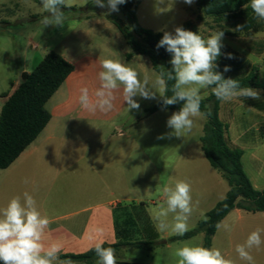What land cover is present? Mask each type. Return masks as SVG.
Segmentation results:
<instances>
[{"label":"crops","instance_id":"1","mask_svg":"<svg viewBox=\"0 0 264 264\" xmlns=\"http://www.w3.org/2000/svg\"><path fill=\"white\" fill-rule=\"evenodd\" d=\"M251 34L241 39L244 43L257 42L259 48L254 50L251 46L243 47L241 55L237 52V56L246 63L264 62V30ZM38 48L36 46L35 51ZM52 51L72 64L74 70L46 103L51 116L46 127L9 167L0 169V207L5 206L11 197L22 195L24 191L32 194L41 213L47 214L51 220L50 239L62 243L60 255L85 254L94 249L95 243L100 239L104 241L103 245H113L120 240L159 242L160 233L151 211L148 208L144 210L143 215L148 219V223H145L144 219L138 218L140 213L135 212L138 204H143L142 201L124 196L122 192L123 167L131 165L136 153L141 151L137 140L119 132L118 144L111 148L105 146L107 128L128 111L127 102L123 101V86L116 92L117 98L111 112L91 113L84 110L78 101L81 87H87L90 93L98 87V73L102 70L100 60L104 58L118 59L132 67L141 80L147 75L150 87L158 72L145 55L127 58L132 47L126 42L116 23L104 14L86 16L71 26ZM235 55L233 52L232 58ZM232 58L219 56L216 60L217 69L220 60L230 68L224 77L238 78L241 74L245 77L254 67L240 71ZM24 72L21 81L12 83L13 91L10 94L29 74L27 70ZM259 75L263 79L264 71L259 69ZM257 90L260 93L259 99L240 97L241 99L230 102L220 101L221 121L225 107L228 110L229 103H239L241 100L246 106L243 115L249 119H258L260 128H264V90ZM157 94L159 100L160 95ZM3 100L5 102L6 98ZM118 101L121 102L117 104ZM166 111L176 112L169 109H159L153 113L147 111L146 119ZM203 116L201 113L193 118L192 130L177 137L181 144L198 134L199 145H175L163 152L149 155L143 152L146 167L154 168V162L160 164L159 159H162L164 185L172 184L177 179L190 182L194 208L189 220L197 218V225L207 212L225 198L229 190L227 181L210 165L202 151L201 137L207 122V119L203 120ZM245 136L232 137L227 127V144L242 151L245 173L256 190H264V134ZM25 178L29 183L23 182ZM162 198L164 201V196ZM225 222L232 225V231L217 228L211 247L220 248L235 264H246L239 259L235 246L244 243L249 233L257 227L264 228V212L252 214L244 209H234L220 224ZM97 228L103 229L102 235L96 231ZM202 236L204 238L203 233H198L189 239L162 246L171 248L175 243L189 242ZM128 248L135 247H123L120 250ZM251 254L256 264H264V245L259 250L253 249Z\"/></svg>","mask_w":264,"mask_h":264},{"label":"clouds","instance_id":"2","mask_svg":"<svg viewBox=\"0 0 264 264\" xmlns=\"http://www.w3.org/2000/svg\"><path fill=\"white\" fill-rule=\"evenodd\" d=\"M126 0H107L111 11H117L118 5ZM192 4L194 0H184ZM98 7H105L104 0H92ZM42 15L39 23L44 27L63 26L65 15L61 6L67 7V0H41ZM247 7V5H244ZM250 7L255 17L264 21V0H250ZM224 31L211 32L207 37L198 32L176 27L174 34L165 31L157 44V48H165L171 54L169 63L171 69L160 67L152 86L149 77L143 80L132 67L118 59L104 58L100 60L102 70L98 73L99 85L89 92L87 87H81L78 101L80 106L91 113L111 112L114 109L116 92L123 86V101L128 108L139 109L134 97L155 99L159 93L164 106L174 105L183 101L179 111L173 112L167 119V127L173 131L167 136L180 137L194 127V119L201 115V102L204 97L201 91L211 88L212 93L222 102H230L239 97L259 99L260 93L252 87H241L238 80L225 79L216 71V60L221 56L224 47L222 39ZM231 59L232 54H227ZM224 72L230 71L225 66ZM172 82L169 87L168 82ZM153 89H156L155 91ZM171 95H168V92ZM161 139L165 136L159 137ZM29 183L27 178L23 181ZM164 201L151 209L153 219L159 232H171L183 236L189 229V218L193 212L192 187L190 182L177 179L172 184L162 188ZM171 217V219H169ZM51 220L47 214H42L36 199L28 191L22 195L11 197L7 204L0 207V262L2 264H74L71 259H61L62 243L50 239ZM218 229L231 232L229 223L217 224ZM103 234L102 228L96 230ZM100 239L95 243L96 264H117L115 249L104 247ZM264 245V228L257 227L249 233L242 244L235 246V252L246 264H256L252 250H259ZM176 264H235L216 246L203 247L185 243L175 250Z\"/></svg>","mask_w":264,"mask_h":264},{"label":"rangeland","instance_id":"3","mask_svg":"<svg viewBox=\"0 0 264 264\" xmlns=\"http://www.w3.org/2000/svg\"><path fill=\"white\" fill-rule=\"evenodd\" d=\"M196 2L187 4L184 0H142L137 11V18L140 26L155 32L163 33L165 31L172 32L176 27H181L185 22H196L199 34L207 37L211 32H215L213 28V20L207 18L204 22H198L196 13ZM68 6L62 9L65 15V24L61 26L44 27L39 23L42 15L47 13L41 12V0H0V110L4 104L2 95L10 94L13 91L12 83L21 81L24 75V70L31 73L39 62L54 49V47L66 36L69 28L81 21L84 17L94 14H104L114 20L121 26L127 25L128 21L125 13L120 10L111 11L107 3L101 8L92 3V0H67ZM252 35V34H251ZM246 36L238 38L224 37L221 49V57L229 53H235L232 62L240 69L247 71L250 66H258L264 71V62L253 64L240 61L237 52L241 55L243 47L251 46L254 50L258 49L257 42L249 41L244 43L243 39ZM240 38V39H239ZM36 46L39 48L35 51ZM226 64L218 63L219 71L224 75L223 71ZM252 68V67H251ZM262 76V75H261ZM240 77H243L241 74ZM264 81V77L262 79ZM211 88L201 91V95H210ZM134 97L139 104V109H131L125 112L124 116L115 120L110 128L106 130V147L111 148L118 144L119 132H124L125 135H130L136 139L141 151H138L133 158V163L123 167V195L131 196L141 200L135 212L141 214L144 210L156 207L163 202L162 188L164 185V171L161 165L162 159H159L160 164L154 162V168L146 167V160L143 158V152L149 154L175 146V145H199V135L197 134L187 143L179 144L176 136H167L166 134L173 130L167 127V119L173 113L166 111L158 113L155 117L146 119L147 110L157 103L158 94L155 99H144ZM237 99H241L236 98ZM121 101H118L119 104ZM227 104V103H226ZM246 109L241 100L239 103H229L228 110L222 115V121L227 125L232 137H254L260 133L264 134V128H260L258 119H249L243 115ZM232 111V112H231ZM253 115V114H252ZM206 121V117L203 116ZM165 136L161 139L159 137ZM245 136V137H246ZM154 202V204H152ZM144 206V207H142ZM189 229L197 226V218H192L188 222ZM159 242L167 240V238L176 236L171 232H159ZM204 238L197 237L189 242V244L202 246ZM185 243H175L173 247L166 248L162 245L157 246L154 250L150 249H135L128 248L115 252L117 260H123L141 264H176L175 250L182 247ZM97 261L95 257L94 263Z\"/></svg>","mask_w":264,"mask_h":264},{"label":"trees","instance_id":"4","mask_svg":"<svg viewBox=\"0 0 264 264\" xmlns=\"http://www.w3.org/2000/svg\"><path fill=\"white\" fill-rule=\"evenodd\" d=\"M104 2L107 3V0ZM140 2L141 0H126L124 4L117 6L118 10L125 13L127 25L121 26L111 19L132 47V52L127 54V58L145 55L150 58L158 73L160 67L170 70L171 54L163 47L157 48L163 33L143 28L138 22L137 9ZM62 9L65 7L61 6ZM195 17L198 22L211 18L214 25L211 28L214 31H224V36L232 38L248 36L264 30V21L255 17L250 7V0H197ZM181 27L199 33L196 22L192 20L185 22ZM73 70L72 64L57 52L50 51L35 69L25 76L12 94L2 95L6 100L0 111V169L9 167L46 127L51 118L46 103ZM224 78L238 80L241 87L249 86L264 90V81L259 75L257 66H254L245 77ZM168 83L170 87L172 82ZM168 95H171L170 91ZM183 103L179 101L174 105L164 106L160 97L157 104L147 111L151 113L159 109L179 111ZM219 111L220 100L213 93L202 100L201 113L207 119L201 137L202 151L210 165L219 171L228 183L229 190L225 198L205 214L196 228L189 230L183 236H175L161 242L120 240L113 245H103L104 247H112L115 252L123 247L154 250L159 245L186 240L198 233L204 234L203 247H211L217 224H220L232 210L244 209L252 214L264 212V190H256L245 173L242 151L233 149L227 144V126L221 121ZM138 218L148 223L146 215L140 213ZM95 257L94 249L80 255H60L61 259H71L74 264H95ZM117 264L140 263L117 261Z\"/></svg>","mask_w":264,"mask_h":264},{"label":"water","instance_id":"5","mask_svg":"<svg viewBox=\"0 0 264 264\" xmlns=\"http://www.w3.org/2000/svg\"><path fill=\"white\" fill-rule=\"evenodd\" d=\"M25 78V77H24Z\"/></svg>","mask_w":264,"mask_h":264}]
</instances>
